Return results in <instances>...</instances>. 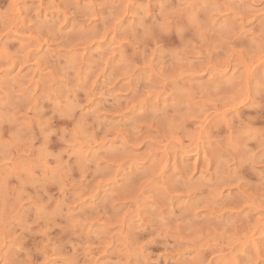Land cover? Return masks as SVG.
I'll list each match as a JSON object with an SVG mask.
<instances>
[{"label": "rangeland", "instance_id": "1", "mask_svg": "<svg viewBox=\"0 0 264 264\" xmlns=\"http://www.w3.org/2000/svg\"><path fill=\"white\" fill-rule=\"evenodd\" d=\"M0 264H264V0H0Z\"/></svg>", "mask_w": 264, "mask_h": 264}]
</instances>
